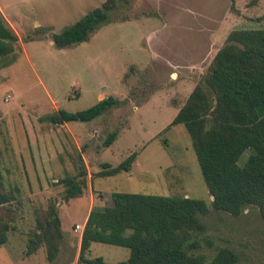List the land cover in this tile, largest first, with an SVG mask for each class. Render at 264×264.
Wrapping results in <instances>:
<instances>
[{
	"label": "rangeland",
	"instance_id": "374dc122",
	"mask_svg": "<svg viewBox=\"0 0 264 264\" xmlns=\"http://www.w3.org/2000/svg\"><path fill=\"white\" fill-rule=\"evenodd\" d=\"M105 1L0 0L22 49L0 68V159L8 187L22 190L21 203L13 204L17 215L8 241L0 247V264H78L83 224L92 208L112 202L114 192L205 200L210 212L200 216L204 229L194 234L201 246L188 250L209 261L219 248L230 246L241 262L264 264L259 208L249 206L239 216L213 209L192 137L184 123L171 125L228 33L264 27V0L256 6L235 0L238 14L230 11L232 0H117L111 21L89 40L54 46L53 33ZM109 96L135 101L86 122L56 124L49 118L60 109L84 110ZM142 98L147 101L137 105ZM114 130L117 138L105 147ZM133 153L130 171L98 175L103 163L117 166ZM83 169L88 174L84 194L66 200L58 181ZM50 200L58 204L64 232L53 262L44 245L27 253L37 210ZM130 255L128 247L103 242H93L89 251L90 257L111 263Z\"/></svg>",
	"mask_w": 264,
	"mask_h": 264
},
{
	"label": "trees",
	"instance_id": "16d2710c",
	"mask_svg": "<svg viewBox=\"0 0 264 264\" xmlns=\"http://www.w3.org/2000/svg\"><path fill=\"white\" fill-rule=\"evenodd\" d=\"M259 2L250 0L249 4L256 6ZM116 6L117 0H107L73 25L53 33L54 46L61 49L89 40L93 32L111 21ZM230 11L239 13L235 0ZM250 20L260 21L261 17ZM20 50L19 36L0 10V68L8 66ZM131 98L109 96L84 110L60 109L49 118L56 124L91 121L106 110L134 102ZM146 101L142 98L137 105ZM180 123L192 137L213 196V209L239 216L249 206H256L264 219V27L235 28L228 33L171 125ZM117 136L118 131L110 132L105 147H110ZM245 153L248 156L241 165ZM135 158L133 153L117 166L105 162L98 175L130 171ZM87 175L83 169L78 176L58 181L65 186L66 200L84 194ZM21 196L20 186L6 184L0 159V247L8 241L11 221L17 215L13 204H20ZM210 208L205 200L189 196L114 192L109 205L91 209L82 232L78 264H247L230 246L219 248L209 261L205 254L188 250L201 246L194 234L204 229L200 216L208 214ZM63 239L58 204L50 200L47 208L37 210L27 253L34 254L44 245L48 260L53 262ZM93 242L128 247L131 255L116 263L102 256L90 257Z\"/></svg>",
	"mask_w": 264,
	"mask_h": 264
},
{
	"label": "crops",
	"instance_id": "0c3cea01",
	"mask_svg": "<svg viewBox=\"0 0 264 264\" xmlns=\"http://www.w3.org/2000/svg\"><path fill=\"white\" fill-rule=\"evenodd\" d=\"M217 50H218V49H217ZM217 50H216V51H217ZM216 51H215V52H216ZM195 86H196V85H195ZM193 89H194V88H193ZM191 92H192V91H191ZM191 92H190V93H191ZM189 95H190V94H189ZM177 110H178V109H177ZM177 110H176V111H177ZM64 123H66V122H64ZM87 218H88V217H87ZM86 220H87V219H86ZM86 220H85V222H84V224H83V228H84V225H85V223H86ZM82 232H83V231H82ZM81 238H82V236H81Z\"/></svg>",
	"mask_w": 264,
	"mask_h": 264
}]
</instances>
